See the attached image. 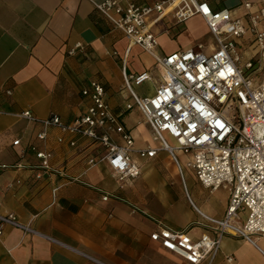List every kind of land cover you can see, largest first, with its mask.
Listing matches in <instances>:
<instances>
[{
	"label": "crops",
	"instance_id": "obj_1",
	"mask_svg": "<svg viewBox=\"0 0 264 264\" xmlns=\"http://www.w3.org/2000/svg\"><path fill=\"white\" fill-rule=\"evenodd\" d=\"M102 1L0 0V214H14L37 233L4 226L0 235V264H182L180 258L149 239L156 225L148 216L177 229L200 219L193 210L192 220L172 224L165 221L171 203L164 183L142 182L146 178V162L157 155L148 161L139 159L141 174L121 186L112 177L106 161L100 159L105 152L103 147L82 139L72 147L71 136L58 128H44L39 121L13 115L30 110L35 118L42 119L54 113L63 123H70L88 104L81 89L95 80L104 87L112 111L132 135L124 118L136 106L124 108L128 96L123 105L112 104L113 97L124 90L122 66L130 74L148 73L153 94L161 82L158 60L195 46L178 45L168 36L183 25L176 33L180 34L192 19L204 21L196 16L176 23L169 15L151 27L158 39L154 52L143 51L137 45L127 52L128 39L95 7ZM119 1L122 5L128 1L136 5L153 2ZM77 42L84 45V50L68 55L69 48ZM167 42L170 47H166ZM160 45L164 50L158 51ZM5 89L11 90L10 96L3 93ZM43 129L46 138L40 140L37 133ZM113 137L119 141L116 134ZM132 137L135 147L140 148ZM14 140L19 143L13 145ZM31 146L50 152L49 165L79 181H68L38 168L40 160ZM91 156L96 165L86 169V159ZM165 158L176 173L167 153ZM95 187L114 193L121 200L104 201ZM53 188H57L55 196ZM182 190L180 183L178 191ZM129 203L141 211L134 212ZM193 204L205 214L220 217L227 198L213 212L203 201ZM200 233L198 227L190 229L193 236ZM211 264H264V237L256 238L255 244L223 237Z\"/></svg>",
	"mask_w": 264,
	"mask_h": 264
},
{
	"label": "built area",
	"instance_id": "obj_2",
	"mask_svg": "<svg viewBox=\"0 0 264 264\" xmlns=\"http://www.w3.org/2000/svg\"><path fill=\"white\" fill-rule=\"evenodd\" d=\"M220 4L233 6L219 8ZM95 7L128 39L127 52L132 45L154 52L158 39L151 27L169 15L176 23L200 17L215 37L217 47L208 53L202 45H195L158 60L161 82L150 96L140 97L132 89V84L150 80L149 74H130L122 66V86L129 93L124 108L139 109L152 139L159 145L135 147L132 135L107 102L104 87L95 80L81 89L88 104L70 123H63L54 113L42 119L35 118L30 110L13 115L39 121L44 128H58L71 136L72 147L78 146L79 139L103 147L105 152L100 159L106 161L112 177L121 186L141 174L139 159L148 161L159 151L166 152L190 206L200 219L177 229L148 216L156 225L149 239L180 258L182 264H211L225 236L255 244L256 238L264 237V0H153L146 5L103 0ZM239 8L240 16L234 13ZM246 34L251 38L248 47L240 42ZM83 50L84 45L77 42L67 53L73 55ZM3 93L10 96L11 90L5 89ZM37 138H46L44 129L37 133ZM18 143L19 140L13 141V145ZM30 148L40 160L38 168L68 181H79L50 166V152ZM178 153L187 157L186 167L203 188L226 192L222 216L205 214L190 200ZM95 165L94 156L86 159V169ZM95 189L104 201L121 200L114 193ZM56 190L52 189L53 196ZM129 205L134 212L141 211ZM4 226L37 234L11 213L0 214V235ZM193 227L200 228L198 236L190 234Z\"/></svg>",
	"mask_w": 264,
	"mask_h": 264
},
{
	"label": "rangeland",
	"instance_id": "obj_3",
	"mask_svg": "<svg viewBox=\"0 0 264 264\" xmlns=\"http://www.w3.org/2000/svg\"><path fill=\"white\" fill-rule=\"evenodd\" d=\"M224 6L232 7V4H220L219 8ZM236 15H242V10L235 9ZM244 23L245 20L243 19ZM179 28H183V25H178ZM157 27V26H156ZM176 27V26H174ZM185 29L180 33V30H176L174 34L172 33L169 40L174 41L178 45L183 46V44L194 43V45H202L204 52L208 53L217 47L215 37L206 30V26L200 19H192L185 24ZM251 38L249 34H246L243 39L240 40L241 43L248 47ZM247 45V46H246ZM171 43L167 42L166 47H170ZM244 48V47H243ZM164 50L163 45H160L158 51ZM251 53V50L249 51ZM249 56V54H247ZM133 91L140 97L151 95L153 92V81H144L139 85L132 84ZM129 95L128 90L124 89L122 93L113 97L112 104L123 105L124 99ZM127 115V114H126ZM126 126L132 129V135L136 140V145L139 147H157L159 145L158 141L152 139L151 131L149 130L146 123L143 121V116L140 111L133 107L129 114L124 118ZM172 143L171 140H168ZM166 152L159 151L157 156L148 163L146 162L143 172H146V178L142 182L148 185L153 183H164L165 188L170 194L171 206L167 209V217L165 221L172 224V222H184L194 219L195 213L191 208L187 198L184 196V189L182 193L178 191V184H180L179 177L173 171V167L165 158ZM177 158L181 163L184 178H185V188L189 194L191 200L199 205V201H203L207 205L208 210L213 212L217 211L223 203V199L226 196V192L222 189H218L217 192H209V190L203 188L196 180L193 172L190 168L186 167L185 162L187 157L183 153H178ZM172 162V161H171ZM174 165V164H173Z\"/></svg>",
	"mask_w": 264,
	"mask_h": 264
}]
</instances>
